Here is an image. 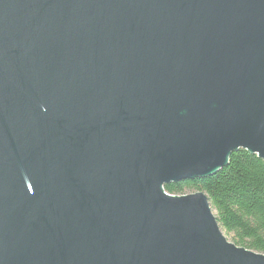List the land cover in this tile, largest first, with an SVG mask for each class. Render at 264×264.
<instances>
[{"label": "water", "instance_id": "95a60500", "mask_svg": "<svg viewBox=\"0 0 264 264\" xmlns=\"http://www.w3.org/2000/svg\"><path fill=\"white\" fill-rule=\"evenodd\" d=\"M264 162V0H0V264H264L205 193Z\"/></svg>", "mask_w": 264, "mask_h": 264}, {"label": "trees", "instance_id": "16d2710c", "mask_svg": "<svg viewBox=\"0 0 264 264\" xmlns=\"http://www.w3.org/2000/svg\"><path fill=\"white\" fill-rule=\"evenodd\" d=\"M164 190L173 195L205 193L231 241L264 254V162L255 154L238 149L216 173L167 184Z\"/></svg>", "mask_w": 264, "mask_h": 264}, {"label": "rangeland", "instance_id": "374dc122", "mask_svg": "<svg viewBox=\"0 0 264 264\" xmlns=\"http://www.w3.org/2000/svg\"><path fill=\"white\" fill-rule=\"evenodd\" d=\"M212 210H213V213L215 214L216 213V211H215V209H213L212 208ZM222 230V229H221ZM222 232H223V234L226 236V238L229 240V241H231V236L230 235H228V234H225V232L222 230ZM232 242V241H231Z\"/></svg>", "mask_w": 264, "mask_h": 264}]
</instances>
